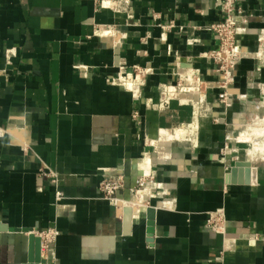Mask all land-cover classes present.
I'll return each mask as SVG.
<instances>
[{
  "label": "crops",
  "instance_id": "crops-1",
  "mask_svg": "<svg viewBox=\"0 0 264 264\" xmlns=\"http://www.w3.org/2000/svg\"><path fill=\"white\" fill-rule=\"evenodd\" d=\"M110 1L0 0V264H27L25 229L50 226L57 237L44 253L55 264H264V162L230 181L247 159L240 139L255 130L264 145V122L232 136L248 104H264V64L251 77L260 62L243 59L222 80L207 57L219 40L196 28L223 18L218 0H128L127 11ZM238 4L258 16L238 42L258 51L264 0ZM117 73L126 83L107 81ZM191 74L200 95L172 92L162 106V88ZM119 168L128 202L147 177L137 209L119 212L98 190L102 171ZM218 209L217 231L207 221Z\"/></svg>",
  "mask_w": 264,
  "mask_h": 264
},
{
  "label": "built area",
  "instance_id": "built-area-1",
  "mask_svg": "<svg viewBox=\"0 0 264 264\" xmlns=\"http://www.w3.org/2000/svg\"><path fill=\"white\" fill-rule=\"evenodd\" d=\"M218 4L221 7L223 18L217 22L209 23L204 25L202 28L204 30H208L212 32L216 38L219 40V46L217 49L210 51L207 53V57H209L213 62H215L218 66V72L221 74V78L223 81L229 83L232 82L235 78V72L238 64L246 58H253L259 60V66L250 71L251 77L254 76L255 73H258L261 70V67L264 64V28H258V41H259V49L258 51H250L247 46L241 45L238 42V35L242 30V25L249 23L251 20H256L258 16L255 13H246L238 4V0H218ZM110 5L112 8L117 11H127L129 7L128 0H112L110 1ZM173 25L170 24L169 27ZM192 39H188L189 43H192ZM13 53L12 50H6V58L10 61ZM78 68H81L80 66ZM192 78V80H190ZM190 80V81H189ZM107 81L112 84L126 83V77L123 74L117 73V75H111L107 77ZM183 82V83H182ZM250 84L254 85V82H250ZM183 85V86H182ZM258 86V85H257ZM187 91L200 95L201 90V80L195 74H191L189 77H180L178 83L174 86L163 87L161 91V105H165L170 100V95L172 92L176 91ZM226 95V94H225ZM201 98V96H200ZM233 96H230L227 101L228 103H232ZM246 94H241L238 96V99H246ZM249 112L257 111L260 108V105L256 103L248 104ZM260 110V109H259ZM258 110V111H259ZM243 115V114H242ZM242 115L240 119L243 118ZM134 119H139L138 111L133 113ZM42 176L49 178L56 186L59 183V175L56 171L52 170L48 165H43L41 168ZM144 176H140L137 179V187L133 189V198L135 194L140 189H147V181ZM152 180V179H151ZM153 181V180H152ZM125 185V172L123 168L119 169H104L102 171L101 180L98 185V190L103 199L108 201V203L119 210L121 205L124 202H128L119 197L120 190ZM56 200H62L65 198L64 192L57 187L56 192ZM224 219L223 209H218L214 213L209 215L207 224L210 228L214 230L221 229V222ZM36 235L41 237V259L45 261L46 264H55L53 260L49 259V256L44 253V251H48V253L52 249V243L55 241L57 237V230L55 227L50 226L47 229L38 232Z\"/></svg>",
  "mask_w": 264,
  "mask_h": 264
},
{
  "label": "rangeland",
  "instance_id": "rangeland-1",
  "mask_svg": "<svg viewBox=\"0 0 264 264\" xmlns=\"http://www.w3.org/2000/svg\"><path fill=\"white\" fill-rule=\"evenodd\" d=\"M190 80H192V78ZM198 99H200L199 96H198ZM256 104L260 105V108H259L260 110L259 109H258L259 111L258 110L257 111L252 110L250 112H249V110H248V112L246 111V113H244L243 118L240 119L239 124L237 125L235 132L232 133V136H235V137L239 136V134L242 131L248 129L247 126L253 125L255 123H261L262 124L264 122V104H261V103H256ZM257 113H258V115H257ZM255 117H257V118H255ZM262 130H263V132H262L261 137H264V129H262ZM259 143H260V140H259ZM239 144H240V146H239L240 149H239V152H237V154H239L240 157H244L247 159L237 161L236 163H238V165L236 167L238 169H241L243 171V173L250 171L251 169L255 168L257 164H261L262 162H264L263 160H261V159H263L261 157L264 156V151H261L260 153H258V156H257L258 158L254 159L249 154V148H250L251 144H249V143H247V144L239 143ZM236 163H235V165H236Z\"/></svg>",
  "mask_w": 264,
  "mask_h": 264
},
{
  "label": "water",
  "instance_id": "water-1",
  "mask_svg": "<svg viewBox=\"0 0 264 264\" xmlns=\"http://www.w3.org/2000/svg\"><path fill=\"white\" fill-rule=\"evenodd\" d=\"M238 165V163H236V165H234L231 169V174H232V180L230 181H241L242 180V176L238 177L239 175H236L237 172H239V174H242V170L238 169L236 166ZM244 182L248 183L249 181H245V178L243 179ZM155 212L156 209L153 206H150L147 208V216H148V232L150 235V240H152V232L154 230V218H155ZM127 220H129L127 218ZM26 232H30L29 235V258H28V263L27 264H42V259H41V237L36 235L32 230L30 229H25Z\"/></svg>",
  "mask_w": 264,
  "mask_h": 264
},
{
  "label": "bare ground",
  "instance_id": "bare-ground-1",
  "mask_svg": "<svg viewBox=\"0 0 264 264\" xmlns=\"http://www.w3.org/2000/svg\"><path fill=\"white\" fill-rule=\"evenodd\" d=\"M255 118H257V117H255ZM10 132L12 133V135H15L16 137H18V133H19L18 127L17 128L16 127H12L10 129ZM182 133H183V131H179L178 135L182 134ZM259 133H260L259 131L253 130L252 131V135L250 134V135L245 136L244 139L243 138L240 139L244 143L251 144V148H249L250 149L249 152H251V154L254 155V156H255V153L258 150H261L263 148V146H264V145L259 144V141H258L259 136H260ZM147 192H148V189H140V190H138V192L135 194L133 200L130 201V202H124L119 209L122 211V206H125L127 203H130L133 207H135V209L139 208L140 205H142V202L145 199V196H146ZM124 211L125 212L127 211L126 213L130 214L131 213V207H129V206L125 207Z\"/></svg>",
  "mask_w": 264,
  "mask_h": 264
}]
</instances>
